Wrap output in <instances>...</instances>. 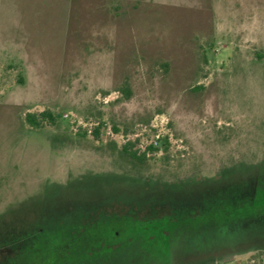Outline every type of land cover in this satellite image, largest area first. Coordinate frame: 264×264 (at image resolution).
<instances>
[{"label":"rangeland","instance_id":"obj_1","mask_svg":"<svg viewBox=\"0 0 264 264\" xmlns=\"http://www.w3.org/2000/svg\"><path fill=\"white\" fill-rule=\"evenodd\" d=\"M207 260L264 264V0H0V264Z\"/></svg>","mask_w":264,"mask_h":264},{"label":"trees","instance_id":"obj_2","mask_svg":"<svg viewBox=\"0 0 264 264\" xmlns=\"http://www.w3.org/2000/svg\"><path fill=\"white\" fill-rule=\"evenodd\" d=\"M118 91L124 96L125 99H128L131 96V91L127 83H123V85L120 87ZM25 121L31 128L40 129L43 126L44 122L53 125L55 121V117L49 111L41 112L38 115L29 113L25 116ZM97 134H98V129L96 128L94 130V135L97 136ZM84 135H86V133H84ZM130 148L131 145L130 143H128L123 145L120 151L123 156L128 158V160L134 164H142L143 161L145 160L146 152L154 153L158 150L153 144H150L146 148V152H142V153L131 151ZM200 264H215V263L212 260H207Z\"/></svg>","mask_w":264,"mask_h":264},{"label":"built area","instance_id":"obj_3","mask_svg":"<svg viewBox=\"0 0 264 264\" xmlns=\"http://www.w3.org/2000/svg\"><path fill=\"white\" fill-rule=\"evenodd\" d=\"M157 144V141H154V145H156Z\"/></svg>","mask_w":264,"mask_h":264}]
</instances>
